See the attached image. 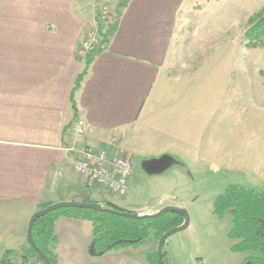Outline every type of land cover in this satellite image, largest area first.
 Returning <instances> with one entry per match:
<instances>
[{
	"label": "crops",
	"instance_id": "0c3cea01",
	"mask_svg": "<svg viewBox=\"0 0 264 264\" xmlns=\"http://www.w3.org/2000/svg\"><path fill=\"white\" fill-rule=\"evenodd\" d=\"M198 1L131 0L109 47L93 56L74 106L71 92L86 67L87 35L119 0H0V261L13 250L12 260L22 262L29 221L42 205L100 203L116 194L86 186L70 161L72 144L132 158L129 194L109 202L139 215L187 207L177 189L152 200L155 181L220 173L227 153L208 126L222 101L206 99L203 83L184 81L197 67L177 66V59L196 57L181 42L190 18L200 17ZM80 118L85 133L75 135ZM138 191L147 196L141 208L134 203ZM55 230L58 242L51 248L58 264H150L147 255L158 252L159 241L151 237L144 254L121 249L93 256L91 221L62 216ZM169 239V264H180ZM231 243L223 251L235 257L233 264L253 254L234 252ZM28 264L42 263L32 258Z\"/></svg>",
	"mask_w": 264,
	"mask_h": 264
},
{
	"label": "rangeland",
	"instance_id": "374dc122",
	"mask_svg": "<svg viewBox=\"0 0 264 264\" xmlns=\"http://www.w3.org/2000/svg\"><path fill=\"white\" fill-rule=\"evenodd\" d=\"M263 5L264 0H199L196 6L201 7L197 11L200 17L190 18L183 31L186 36L182 38L181 44L185 46L182 49L190 57H196L177 59V66L180 69L197 67V73L184 81L203 83L206 99L215 96L216 102L222 101L220 112L210 115L208 128L211 129L208 131H214L216 138H220L221 152L227 154L221 159L224 162L220 164L218 175L205 170L199 174L193 172V177L187 174L166 176L163 183L155 181L151 187L150 195L154 201L171 189H177L178 197L185 199L187 204L190 226L172 235L168 242L169 249L177 250L174 258L180 264H233L235 257L227 256L223 251L233 242L228 237L231 216L218 217L213 211L214 201L231 184L264 191V46L249 49L244 41L248 17ZM114 13L115 9L105 14V18H99L98 26L88 33L84 45L89 44L90 48L83 47L85 59L93 46L101 41L99 27H106ZM144 195L138 191L134 199L139 208L146 203L147 196ZM121 197L124 195L115 194L109 199L117 202ZM192 232H196L195 236L190 234ZM149 246L147 241L119 250L140 255L148 252ZM208 247L219 254L212 258L203 251L205 261L199 248L205 250Z\"/></svg>",
	"mask_w": 264,
	"mask_h": 264
},
{
	"label": "trees",
	"instance_id": "16d2710c",
	"mask_svg": "<svg viewBox=\"0 0 264 264\" xmlns=\"http://www.w3.org/2000/svg\"><path fill=\"white\" fill-rule=\"evenodd\" d=\"M100 3L101 0H96ZM131 0H119L113 19L106 27H99L101 41L93 46L86 57V67L77 77L71 100L75 104V94L88 74L93 56L104 52L110 45L111 38L118 30L121 17ZM245 46L249 49H259L264 46V5L247 20L244 33ZM93 202V201H88ZM49 205H42L46 208ZM102 206L117 209V205L104 201ZM214 213L220 217L231 216L232 226L228 237L234 241L231 249L234 252H250L242 264H264V191L240 184H231L215 199ZM89 220L93 224L92 245L93 256H102L117 251L126 245H143L151 237L158 241L172 228L181 226L185 217L181 213H166L160 216H145L133 218L121 216L109 211H98L89 208H61L38 218L33 227V237L38 247L46 254L52 264H58V256L53 252L52 245L58 242L55 226L62 217ZM13 250H7L0 264H28L32 258L47 264L38 251L28 244L23 248L21 263L12 260ZM150 264H158V253L148 254ZM163 264H169V255L164 248Z\"/></svg>",
	"mask_w": 264,
	"mask_h": 264
},
{
	"label": "built area",
	"instance_id": "2783aa9c",
	"mask_svg": "<svg viewBox=\"0 0 264 264\" xmlns=\"http://www.w3.org/2000/svg\"><path fill=\"white\" fill-rule=\"evenodd\" d=\"M102 18H105V13ZM85 47L88 49L90 45ZM85 128L86 121L78 119L74 126V134L83 135ZM70 151L72 152L70 161L87 187L98 189L106 194L127 195L133 172L131 157L123 154H109L103 148H94L86 144H72Z\"/></svg>",
	"mask_w": 264,
	"mask_h": 264
},
{
	"label": "water",
	"instance_id": "95a60500",
	"mask_svg": "<svg viewBox=\"0 0 264 264\" xmlns=\"http://www.w3.org/2000/svg\"><path fill=\"white\" fill-rule=\"evenodd\" d=\"M71 207L89 208V209H94V210H98V211H109L112 213H117L121 216L133 217V218H143L145 216H150V215H139L135 212L123 209L119 206L117 207V209L105 208L102 206V204L97 203V202L64 201V202H58V203L51 204L46 208H41L32 215V217L29 221V227H28L27 235H28V242L30 243V245L38 251V253L45 259L47 264H52V263H51L50 259L46 256V254H44V252L38 247V245L36 244V242L34 240L33 233H32L34 224L38 218H40L44 215H47V214L54 212V211L61 209V208H71ZM173 212L181 213L185 217V221L181 226L172 228L171 230L166 232L161 237V239L159 240L158 252H157L159 255L158 264H163V253H164V248L166 246L167 240L172 235H174L178 232H181L190 226V216H189L188 212L186 211V209H184V208L167 206V207H164L163 209H161L160 211H158L157 213H155L153 215L154 216H160V215H163L166 213H173ZM91 249L94 250V245H92Z\"/></svg>",
	"mask_w": 264,
	"mask_h": 264
}]
</instances>
